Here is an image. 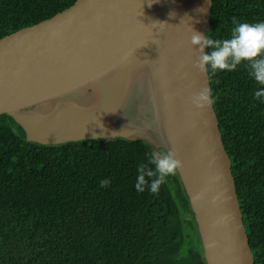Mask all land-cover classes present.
<instances>
[{
  "label": "water",
  "instance_id": "obj_1",
  "mask_svg": "<svg viewBox=\"0 0 264 264\" xmlns=\"http://www.w3.org/2000/svg\"><path fill=\"white\" fill-rule=\"evenodd\" d=\"M209 6L74 0L0 37V115L42 144L120 136L175 151L205 264H253L212 104L191 103L209 88L190 43L192 29L206 34Z\"/></svg>",
  "mask_w": 264,
  "mask_h": 264
},
{
  "label": "trees",
  "instance_id": "obj_2",
  "mask_svg": "<svg viewBox=\"0 0 264 264\" xmlns=\"http://www.w3.org/2000/svg\"><path fill=\"white\" fill-rule=\"evenodd\" d=\"M74 0H0V37ZM264 22V0H210L212 39L240 23ZM205 49V53L210 52ZM246 64L207 74L230 160L253 264H264V88ZM141 139L54 145L26 140L13 113L0 115V264H205L178 174L158 195L138 193ZM110 186L100 187L102 179Z\"/></svg>",
  "mask_w": 264,
  "mask_h": 264
},
{
  "label": "clouds",
  "instance_id": "obj_3",
  "mask_svg": "<svg viewBox=\"0 0 264 264\" xmlns=\"http://www.w3.org/2000/svg\"><path fill=\"white\" fill-rule=\"evenodd\" d=\"M190 43L197 46L198 56L193 67L200 73L207 75L209 72L234 71L243 63L251 69L249 74L257 84L264 86V22L240 23L232 28L230 38L222 40L209 38L192 29ZM205 49L211 51L205 53ZM254 96L256 99H264V88L257 90ZM214 102L211 89L206 86L191 97V103L200 109ZM182 167L183 162L173 150L149 152L146 154V162L138 166L135 189L140 193L147 187L151 193L158 195L168 177L175 176ZM99 186H110V180L102 179Z\"/></svg>",
  "mask_w": 264,
  "mask_h": 264
}]
</instances>
